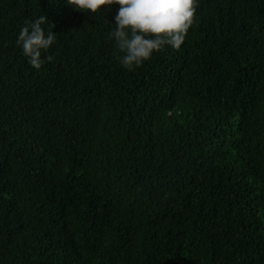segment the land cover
Instances as JSON below:
<instances>
[{
    "label": "trees",
    "instance_id": "trees-1",
    "mask_svg": "<svg viewBox=\"0 0 264 264\" xmlns=\"http://www.w3.org/2000/svg\"><path fill=\"white\" fill-rule=\"evenodd\" d=\"M118 8L0 0V264H264V0H196L131 71Z\"/></svg>",
    "mask_w": 264,
    "mask_h": 264
},
{
    "label": "clouds",
    "instance_id": "clouds-1",
    "mask_svg": "<svg viewBox=\"0 0 264 264\" xmlns=\"http://www.w3.org/2000/svg\"><path fill=\"white\" fill-rule=\"evenodd\" d=\"M75 11L97 13L102 6L119 5L115 16V30L110 33L122 56L118 57L127 70L141 66L154 52L165 46L179 50L194 22L196 0H66ZM47 16L28 21L19 32L16 45L29 65L40 70L47 51L56 41L44 25Z\"/></svg>",
    "mask_w": 264,
    "mask_h": 264
}]
</instances>
